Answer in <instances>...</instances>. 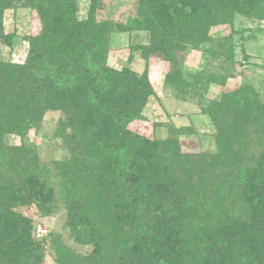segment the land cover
<instances>
[{"label": "trees", "instance_id": "trees-1", "mask_svg": "<svg viewBox=\"0 0 264 264\" xmlns=\"http://www.w3.org/2000/svg\"><path fill=\"white\" fill-rule=\"evenodd\" d=\"M99 1L79 18L76 0H0V45L11 40L6 10L32 8L41 24L22 64L0 57V264L41 261L43 246L14 212L31 203L43 216L62 203L76 240L95 247L81 256L52 234L57 264H264V148L252 151L264 134L259 90L240 83L211 103L213 152L186 153L176 138L126 128L154 95L151 58L168 64L163 82L184 92L181 53L236 14L264 21V0H139L144 19L114 27L148 34L132 49L141 73L107 64L114 30L96 20ZM50 112L63 115L54 136L67 155L44 165L25 142Z\"/></svg>", "mask_w": 264, "mask_h": 264}, {"label": "rangeland", "instance_id": "rangeland-1", "mask_svg": "<svg viewBox=\"0 0 264 264\" xmlns=\"http://www.w3.org/2000/svg\"><path fill=\"white\" fill-rule=\"evenodd\" d=\"M76 2L78 17L84 18L91 0ZM99 2L96 20L111 23L114 30L108 39L107 64L117 70L143 72L145 67L139 52H132V49L146 45L149 41L148 34L145 31H119L114 27L119 25L126 29L133 20L144 19L140 14L139 0ZM40 29L41 24L36 10L32 8L6 10L3 15V32L11 37V40L9 45H0L1 59L22 64L28 49L26 38L38 34ZM181 57L180 74L183 83L186 84L184 92L163 82L169 66L165 62L151 58L147 72L154 95L146 102L141 118L132 120L126 128L130 133L147 140L162 141L171 137L176 138L182 151L186 153L213 152L217 127L206 110L214 99H218L222 92L238 88L240 83L244 82L252 84L261 92V98H264V21L236 14L233 20L222 21L212 26L206 42L202 43L199 49L181 53ZM199 75L203 80L200 85L207 83V80L210 82L205 85L206 90L200 89V85L192 84L194 77ZM61 119H64L61 113H46L37 130H30L27 135L25 143L36 153L41 164L61 160L63 155H67L66 149L62 148L61 140L54 136ZM261 135L262 138L256 139L257 143L252 148L254 157L264 148V134ZM19 142L17 137L13 138V143ZM14 212L19 218L29 222L33 242L43 246V254L38 264H57L49 242L52 234L57 235L61 243L81 256L90 255L95 248L94 245L76 240V234L70 228L71 224L62 203L57 211L49 216H43L33 203L28 206L21 205ZM46 238L47 242L44 244L43 240Z\"/></svg>", "mask_w": 264, "mask_h": 264}]
</instances>
